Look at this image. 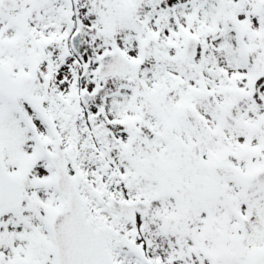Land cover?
Wrapping results in <instances>:
<instances>
[{"label":"snow or ice","instance_id":"6c2138e0","mask_svg":"<svg viewBox=\"0 0 264 264\" xmlns=\"http://www.w3.org/2000/svg\"><path fill=\"white\" fill-rule=\"evenodd\" d=\"M0 264H264V0H0Z\"/></svg>","mask_w":264,"mask_h":264}]
</instances>
